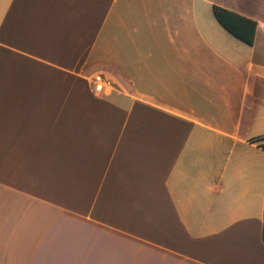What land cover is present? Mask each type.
<instances>
[{"label":"crops","instance_id":"0c3cea01","mask_svg":"<svg viewBox=\"0 0 264 264\" xmlns=\"http://www.w3.org/2000/svg\"><path fill=\"white\" fill-rule=\"evenodd\" d=\"M262 144L264 0H0V264H264Z\"/></svg>","mask_w":264,"mask_h":264},{"label":"trees","instance_id":"16d2710c","mask_svg":"<svg viewBox=\"0 0 264 264\" xmlns=\"http://www.w3.org/2000/svg\"><path fill=\"white\" fill-rule=\"evenodd\" d=\"M212 12L217 22L227 32L247 45L253 44L257 30L255 21L218 6H213ZM260 146L264 148V144ZM262 242L264 244V227L262 230Z\"/></svg>","mask_w":264,"mask_h":264},{"label":"built area","instance_id":"2783aa9c","mask_svg":"<svg viewBox=\"0 0 264 264\" xmlns=\"http://www.w3.org/2000/svg\"><path fill=\"white\" fill-rule=\"evenodd\" d=\"M107 85H108V83L104 80L103 77L95 76L93 78V90H94V92H96V93L102 92L104 90V88H106Z\"/></svg>","mask_w":264,"mask_h":264}]
</instances>
